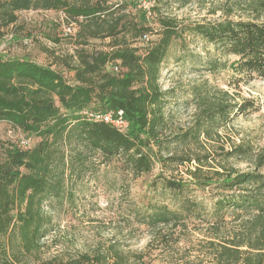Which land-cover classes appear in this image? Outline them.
Instances as JSON below:
<instances>
[{
  "label": "trees",
  "instance_id": "obj_1",
  "mask_svg": "<svg viewBox=\"0 0 264 264\" xmlns=\"http://www.w3.org/2000/svg\"><path fill=\"white\" fill-rule=\"evenodd\" d=\"M129 7L137 8L138 1L0 0V41L23 10H63L80 25L76 53L59 58L74 71L73 82L51 63L0 54V121L40 138L29 148L8 143L0 160V264L20 262L9 254L13 233L20 240L19 253L41 245L50 224L44 204L63 193L74 173H81L88 159L83 148L99 151L106 158L124 155L137 174L153 169L150 145L161 142L158 136L165 124L164 108L172 97V90H164L160 84L161 70L174 39L184 33L197 34L218 52L233 57L210 59L205 69L218 72L230 68L237 85L264 79V0L251 5L254 14L247 19L180 23L158 9L159 30L149 25L145 9L134 12ZM145 34L157 37L144 46L136 45ZM90 38H110L109 48L88 51L84 45ZM114 64L122 69L114 71ZM193 93L199 108L193 125L166 142L198 140L202 134L209 136L214 126H227L233 116L258 109L255 99L236 102L228 91L212 98L203 84L195 85ZM118 110L124 111L126 130L89 115ZM248 151L239 144L225 152L224 159ZM195 159L205 165L209 158ZM255 160L256 168L235 175H231L233 169L218 173L222 177L216 182L204 175L200 166L189 170L190 180L160 179L162 188L178 199L173 207L149 203L146 224L154 231L200 218L212 235L208 255L214 264H264V153ZM195 188L216 191L209 197L208 210L192 195ZM141 261V253H127L111 245L106 253H81L66 264Z\"/></svg>",
  "mask_w": 264,
  "mask_h": 264
},
{
  "label": "rangeland",
  "instance_id": "obj_2",
  "mask_svg": "<svg viewBox=\"0 0 264 264\" xmlns=\"http://www.w3.org/2000/svg\"><path fill=\"white\" fill-rule=\"evenodd\" d=\"M137 1L138 7H129V10L137 12L149 7V25L159 30L156 15L159 11L175 17L180 23L227 17L247 19L254 14L251 5H257L260 0ZM18 14V21L6 29V35L0 41V54L28 57L45 65L51 63L73 82L74 71L61 64L59 58L76 53L79 22L63 10H23ZM70 22H74L75 30L66 34L63 25ZM150 37L155 39L157 35L150 34ZM109 42L110 38H90L84 47L88 51L106 50ZM147 42L138 40L135 44L144 46ZM216 58L233 59L218 52L200 35L184 33L174 39L161 70L160 84L164 90H172V97L164 108L165 124L158 136L161 142L150 145L155 161L153 169L137 174L126 164L124 155L106 158L99 151L83 148L88 159L81 173H74L63 193L44 204L50 224L41 245L30 252L19 253L20 240L17 233H13L9 254L15 255L19 264H66L73 256L106 253L114 245L127 253H141V264H214L208 255L212 235L205 221L193 217L185 225L159 227L153 231L144 216L149 203L173 207L177 202L178 198L162 188L160 179L190 180L193 177L189 170L200 166L202 173L216 182L222 177L218 173L233 169L231 175H235L237 171L256 168L255 159L264 153V79L257 78L249 83L241 81L237 85L230 68L218 72L205 69L208 60ZM197 84L207 86L212 98L223 96L220 91H228L236 102L255 99L258 109L233 116L227 126H214L209 136L202 134L198 140L166 142L167 138L193 125L199 111L193 93ZM23 140H28V144H23ZM39 140L35 135H27L10 123L0 121V160L8 143L29 148ZM239 144L249 150L248 154L224 159V153ZM182 158L186 160L182 161ZM188 158L192 160L188 161ZM195 158L209 159L201 165ZM261 172L264 173V166ZM214 192L211 188H195L192 195L203 201L208 210L209 197Z\"/></svg>",
  "mask_w": 264,
  "mask_h": 264
},
{
  "label": "built area",
  "instance_id": "obj_3",
  "mask_svg": "<svg viewBox=\"0 0 264 264\" xmlns=\"http://www.w3.org/2000/svg\"><path fill=\"white\" fill-rule=\"evenodd\" d=\"M147 7V6H146ZM147 15L151 16L150 8H145ZM63 29L66 32V34H72L75 30L74 22H70L63 25ZM144 41H150L151 37L149 34H145L143 36ZM112 69L116 72H119L122 68L118 64H114L111 66ZM89 115L93 118H96L98 120H103L109 123L114 124L115 126L126 130L128 128V121L124 118V111L118 110L117 112H106V113H89ZM23 144H28V140H23Z\"/></svg>",
  "mask_w": 264,
  "mask_h": 264
}]
</instances>
